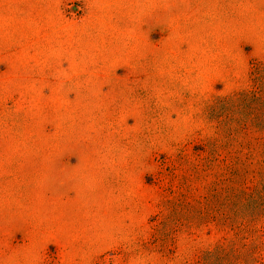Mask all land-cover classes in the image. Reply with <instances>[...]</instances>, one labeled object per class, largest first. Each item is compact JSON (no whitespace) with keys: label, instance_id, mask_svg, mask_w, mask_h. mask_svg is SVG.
Returning a JSON list of instances; mask_svg holds the SVG:
<instances>
[{"label":"rangeland","instance_id":"374dc122","mask_svg":"<svg viewBox=\"0 0 264 264\" xmlns=\"http://www.w3.org/2000/svg\"><path fill=\"white\" fill-rule=\"evenodd\" d=\"M262 124L264 0H0V264H264Z\"/></svg>","mask_w":264,"mask_h":264},{"label":"trees","instance_id":"16d2710c","mask_svg":"<svg viewBox=\"0 0 264 264\" xmlns=\"http://www.w3.org/2000/svg\"><path fill=\"white\" fill-rule=\"evenodd\" d=\"M242 95H243V93L242 94H240V96L238 97V98H241L242 97ZM244 97V96H243ZM241 99H244V98H241ZM239 99H237V101H238ZM236 101V102H237ZM224 103H227V101H223ZM229 104H231V103H229ZM225 105V104H224ZM263 125V124H262ZM264 126V125H263ZM260 128H263L262 126L260 127ZM213 148V147H212ZM206 152H208L209 154H210V152H211V150H206ZM213 154H216V151H214L213 152Z\"/></svg>","mask_w":264,"mask_h":264},{"label":"bare ground","instance_id":"6f19581e","mask_svg":"<svg viewBox=\"0 0 264 264\" xmlns=\"http://www.w3.org/2000/svg\"><path fill=\"white\" fill-rule=\"evenodd\" d=\"M96 1V0H95Z\"/></svg>","mask_w":264,"mask_h":264}]
</instances>
